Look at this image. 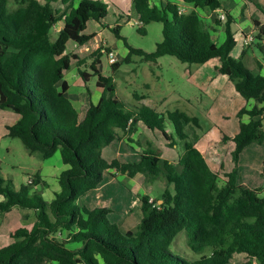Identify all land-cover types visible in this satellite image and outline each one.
<instances>
[{
    "label": "trees",
    "instance_id": "obj_1",
    "mask_svg": "<svg viewBox=\"0 0 264 264\" xmlns=\"http://www.w3.org/2000/svg\"><path fill=\"white\" fill-rule=\"evenodd\" d=\"M132 2L143 23L137 32L144 35L146 25L161 23L162 40L152 53H145L127 44L120 25L107 27L127 50L122 62L110 64L111 71L129 63L132 55L146 62L169 55L195 65L215 60V73L227 77L246 101L236 112L238 132L220 138L224 145L233 143L230 171H225L223 161L218 171L211 170L196 147L197 118L179 110L158 112L141 103L145 95L136 93L137 104L126 105L117 95L113 77L101 74L102 48L90 54V63L66 52L69 42L84 46L94 37L85 33L90 21L103 26L106 3L0 0V110L19 116L6 128V137L18 139L29 154L43 160L58 153L66 167L57 177L58 190L50 201L30 193L26 186L13 191L10 182L0 176V217L13 208L34 217L29 226L10 231L11 243L0 247V264H264V185L248 187L241 182L238 169L243 150L264 142V75H253L240 59L232 57L234 20L227 11L223 22L216 21L223 26V42L217 45L212 40L201 14L223 9L222 0ZM179 2L188 10L179 13ZM58 4L60 7L54 8ZM252 24L256 35L246 47L257 50L264 60V22L252 18ZM71 61H75L84 84L95 77V86L101 90L82 118L64 95L68 84L63 75ZM250 101L254 104L249 105ZM166 121L174 135L166 132ZM138 123L158 133L168 147L176 141L182 143L183 152L176 163L163 158L151 145L139 153L136 162L103 158V148L119 139L118 131L130 133ZM110 170L130 178H163L173 192L165 190L159 199L138 197L141 220L135 229L124 233L110 220V207L90 209L82 202ZM261 176L264 179V161ZM32 178L33 186L40 183L38 175ZM183 231L192 257L170 249ZM239 254L245 261L233 263L234 255Z\"/></svg>",
    "mask_w": 264,
    "mask_h": 264
},
{
    "label": "rangeland",
    "instance_id": "obj_2",
    "mask_svg": "<svg viewBox=\"0 0 264 264\" xmlns=\"http://www.w3.org/2000/svg\"><path fill=\"white\" fill-rule=\"evenodd\" d=\"M106 4L108 5V13L105 20L103 21L104 30L101 34H96V36H94V38L84 46H78L75 50L76 53H78L80 57L86 59V63H90L92 58L89 57V54L94 49H96L101 43H103L99 46L100 48H103L102 52L104 54L101 57V74L103 76L113 77V80L117 86V95L126 105L132 107L133 105L137 104L135 98L133 97V93H136L137 95H145L146 98L142 100L141 103H144L146 106L156 109V111H160L163 113L174 110H180L186 113H190L199 120L204 132L209 130L210 135H216L217 133L212 127V121H214V117L212 118L211 115L209 116V113H212L213 116H215L216 113L212 112L211 110H215L218 108L213 103L211 96L215 93V91H212L211 89L210 92L207 80H202L201 82L204 88H198V86H196L190 80V78L193 79V74L195 73V70L200 69L203 70L206 74L209 73V71H211L210 65H195L181 63L175 57L169 55L159 57L155 61V63L146 62L142 59V57L132 55L129 63H122V65L116 72H112L107 57L108 51L104 44H107L108 46L113 48L115 50L116 57L118 58L125 56L124 51L126 49L123 43L119 41L114 36V34L107 29V27H113L116 24L120 25V35L125 39V41L130 47L142 50L145 53H152L155 50L156 44L160 43L162 40V25L161 23L152 22L144 27V35H142L137 32L138 26L130 24L127 21V14L132 11L131 0H107ZM59 7L60 5L58 4L55 5L54 8ZM116 7H123V14L121 12H117ZM201 16H203L204 23L206 24L207 28L211 31L212 28H214L215 26L214 20L216 18H218L222 22L225 20L220 19L221 16H223L222 12L220 14V17H216L214 13L207 11L202 13ZM133 19L135 22L136 18L133 17ZM96 29H98L97 23L90 21L87 25V33L94 30L98 31ZM58 30L59 27L54 28V30L52 31V37H55L56 31ZM213 36L216 37V33L213 32ZM243 46L246 47L245 43ZM72 47V43H69L67 45V51H71L70 49ZM238 50L239 48L237 46L232 52V57L235 59H237L238 57ZM253 51L256 56H259L257 50L253 49ZM248 54L251 55L252 53L248 52ZM246 58H253V56H247ZM117 60H119L118 62H122L123 58H119ZM246 62L251 68H255L253 60L250 59ZM156 63L158 64L156 65ZM86 70L88 72H91L88 68ZM73 72H76L75 61H71L70 69L64 74L69 83V77L72 76ZM254 72L256 71L254 70ZM95 80V77H91L85 84L86 88L89 89L92 93L96 91ZM82 103L83 109L81 110V115L83 116L87 101L85 100ZM222 113L224 112L220 111L219 115H221ZM165 125L166 132L168 134L173 133V127L168 121H166ZM137 139L141 142L142 148L146 147L145 141H151L149 140V138L145 137L144 133ZM206 145L207 150L210 153L214 154V158L215 160H217L218 163H220V161H223L225 169H229L232 167L230 159L231 151L228 147H218L217 141H214L213 139L207 140ZM176 146L177 147L174 148V150L170 149L171 151H169L172 153V155L175 154L177 159V155L179 156L183 152V145L180 141H176ZM114 147L115 145L112 147L113 151L119 152V145L117 144V147ZM5 148H8L9 151L6 152ZM254 148L255 145L249 146V149L245 151V155L240 161L242 166V170L240 171L241 178L243 181H247L250 186H255L256 184H259V178H261L259 170L260 168H262V163L264 161V147L261 148V150L259 151H254ZM107 152V149H103L104 158L106 160H109V158H112L113 155H110V157L108 158ZM120 152L123 151L120 150ZM59 158V154L57 153V155H55L50 162L53 163ZM43 162L44 161L39 157V155L29 154L24 149L23 145L18 139L7 138L3 142V145L0 146V176L4 180L10 182L11 189L13 191H19L21 188L25 187L27 176L37 174L38 171L41 170ZM105 176L106 178H108L107 173H105ZM117 182L122 186L123 184H125V187L127 186L128 188H130L133 192H135V194H138V196H140L139 194L146 193L152 199L161 198V195L164 193L165 190L167 192H173V187L167 186L163 178H157L156 180H153L145 178L142 175H137L134 179L131 180L127 178H119ZM37 190L39 193H42L47 198V200H50V198L52 199L51 188H49V186L42 187L40 189L38 188ZM108 195L109 197L113 196L111 192H109ZM121 198L119 200L120 203ZM124 199L126 200L127 198L124 197ZM95 200H97L96 202L99 205L102 204V199L99 200L97 195L95 196ZM157 201H160L161 203V199ZM124 203H126V201H124ZM125 206L126 204L119 205L117 206V210L120 209V211L123 212ZM128 216L132 218V221H126L123 223H129V227L135 229L138 224H134V220L138 219V222L136 223H139V219L141 218L140 209ZM122 218L123 217L121 215V220ZM110 219L112 221L114 220V217H111ZM33 221L34 217L31 214H27L25 212H21L19 210L14 209V211H12L11 213L0 217V228L2 230H13L17 226H29L33 223ZM116 223L117 225H119L118 222ZM119 227L122 230L126 229L124 226L119 225ZM185 242L186 233L183 231L177 236L170 249L173 252H176L184 257L194 256L190 249L186 246ZM244 261L245 256L241 254L234 255L233 263ZM253 264H255V262Z\"/></svg>",
    "mask_w": 264,
    "mask_h": 264
},
{
    "label": "crops",
    "instance_id": "obj_3",
    "mask_svg": "<svg viewBox=\"0 0 264 264\" xmlns=\"http://www.w3.org/2000/svg\"><path fill=\"white\" fill-rule=\"evenodd\" d=\"M101 1L104 3H107V0H101ZM116 1H122V0H116ZM222 3H223V5H222L223 9H217L215 11H211V13H214L216 15V17H218V16L220 17L221 12L223 14H225L224 11H227V13L232 16L234 22L231 25V30L234 33V38L236 40L235 47L238 46V48H239L238 53H237V55H238L237 59H240L243 63L245 62L244 65L251 71V73L253 75H261V76L264 75V60H262L259 56H256L254 54L253 48L243 46L244 41L246 39L254 38V36L256 35V30L254 29L253 24H252V18L256 19L260 23L264 22V14H263V12H264V0H250L249 2L244 1V0H222ZM179 5H180L182 10H185V9L188 10V8L187 7L185 8V6H183L182 3L179 2ZM131 7H132V11L127 14V21L130 24H133V22H134L133 17L137 19L138 15L135 13L133 2L131 4ZM116 11L121 12L123 14V7H116ZM133 14H134V16H133ZM105 18L102 20V23H101L102 25L104 24L103 21L105 20ZM216 21H219V19L216 18L214 20L215 26H214V28H212V31L211 30H209V31L212 34V40L213 41L215 40L216 44L219 45L224 40V32H223L222 24L217 25ZM97 25H98V29H96V30H98V31L94 30V31L87 33V29H86L85 33L86 34H93L94 36H96V34H98V33L101 34L102 31L104 30V27H103L104 25L101 26L98 23H97ZM213 32L216 33V35H217L216 37L213 36ZM215 41H214V43H215ZM69 43H71V42H69ZM101 44H103V43H101ZM104 45L106 46L107 49L110 50L108 52H113L115 54V50L113 48H111L107 44H104ZM72 46L73 47L70 49L71 51L66 50V52L67 53H74L79 58L84 59L83 57H80L78 55V53H76V51H75L78 46L73 44V43H72ZM235 47H234V49H235ZM96 49H94V50H96ZM233 50H232V52H233ZM124 52H125V56H126L127 50H125ZM232 52H231V55H232ZM248 52H251L252 54L250 55V54H248ZM90 54H89V57H90ZM247 56H253V58H246ZM115 57H116V54H115ZM124 57L122 56L119 58H124ZM119 58L116 57V62L119 61V60H117ZM250 59L254 61L255 68H251L248 65V63L246 62L247 60H250ZM157 64L158 63H156V65ZM216 64L217 63L215 60H212V61L205 63L204 65H210L211 71H209V73L206 74V73H204L203 70L198 69V70H195V73L193 74V79L190 78V80L196 86H198V88L199 87L204 88L202 86L203 84L201 82H202V80H207V84H209L210 92H211V89H212V91L213 90L215 91V93L212 94L211 96H212L213 103L218 108L215 110H211L212 112L216 113L215 116H213L212 113H209V116L211 115L212 118L214 117V121H212V127L215 129L217 134L216 135H212V134L210 135L209 130L204 132L202 125L200 124L199 120L197 119L198 124L200 126V129L198 130L199 140L197 141V144H196V147L202 153V155L205 158V160L207 161L209 167L213 171H218L217 168H219V163L217 162V160H215L214 154L210 153L207 150V147H206L207 146L206 145L207 140L213 139L214 141H217L218 147L221 148V146L222 147L226 146L229 148L230 151H232L233 150V143L228 142L227 144L224 145L221 143L220 138H221L222 134H226L227 136L232 137L238 132L239 121L236 118V112L241 107L246 105V101L238 93H236V91L234 90L233 84L227 79V77H225L223 75H218L215 73L214 67ZM201 67H203V66H201ZM253 69L256 72H254ZM65 72H64V74H65ZM74 74H75V76H74ZM63 78L68 84V90L65 92L64 95L67 99L70 100V102L74 106L75 110L78 112L79 117L82 118L84 116V114H83V116L81 115V110L83 109V107H82L83 103L82 102L85 100L87 101V104L85 106V110H86L90 101L95 103L98 100V98L101 94V90L96 88L95 92H93V93L90 92V90L86 88L85 84L83 82H81V79L79 78V75L77 73V68H76V72L75 73L73 72L72 76L69 77L70 83L66 79L65 75H63ZM248 104L253 105L254 102L250 101ZM85 110H84V113H85ZM220 111H223L224 113L219 115ZM158 112H160V111H158ZM182 112H184V111H182ZM161 113H163V112H161ZM186 114L190 117H195L190 113H186ZM216 118H218V119H216ZM18 119H19V116L17 114H15L11 111L0 110V146H2L3 142L8 138V137H6V132H7L6 128L14 125L18 121ZM242 120L244 122H246L247 118L244 117ZM261 121H262V126L264 129V116L261 117ZM143 133H144L146 138H149V140H151L150 142L145 141V145H146L145 148L141 147L142 144L137 139L138 137L142 136ZM118 136H119V139L118 140L116 139L115 141H113L111 143L112 145L110 144L111 146L109 145V146L103 148V149L108 150V152H107L108 158L110 157V155H113V157L109 158V160H107V161H111L112 159H118L122 162H136L139 160V153L148 149L150 145H151L150 147L152 149L160 150L162 152L163 158L169 160L170 162L176 163L178 160V155H177V159H176V155L175 154L172 155V153L170 152L171 151L170 149L174 150V148H176L177 146L173 145V147H168L165 140L158 133L152 132V131L146 129L144 127V125L141 123H138V125L130 133L125 134L122 131H118ZM117 144L119 145L120 150L123 151L124 153L120 152V150H119V152L113 151L112 147L115 145L114 148H116ZM251 145H255L254 151H259V150H261V148L264 147V142L260 145H258V144H251ZM251 145H249V146H251ZM249 146L243 150V152L241 153V155L239 157V162H238L239 176H240L241 182L244 183L245 185H247L248 183L245 180H244L245 181L244 182L241 178L240 171L242 170V166H241L240 161L243 159V157L245 155V151L249 149ZM5 151L8 152L9 149L5 148ZM55 155H57V154H55ZM102 156H103V150H102ZM53 157L46 159V160L42 159L44 161L42 168H41V170L38 171L37 174H35L41 178L39 184H37L35 186L25 184V186L29 188L30 193H36V194L42 196L45 200H47V198L42 193H39L37 189L49 186V188H51V194H52V198H53V193L58 190L57 177L61 174V172L63 170L66 169V167L61 163L60 158L58 160H55L53 163H51L50 161ZM219 157H220V155H219ZM103 158H104V156H103ZM230 169L231 168L225 169V171H230ZM262 170H263V163H262V168H260V170H259V174L261 177V178H259L260 179L259 184H256L255 186H250L248 184L247 185L248 187L257 188V187H261L264 185V179L261 176ZM108 172H112L113 176L109 175ZM108 172H105V173H107L108 178H106L105 173H104V178H103V181L101 182V184L95 190L88 193L82 199V202L88 208H90V209L94 208L95 206L99 205L96 202L97 200H95V196L97 195L99 200L102 199L101 201H102L103 206H108L113 210V213H111L109 215V218L114 217V220H112L113 223L118 222V224L120 226H124L126 229L122 230L118 225L119 229L125 233L129 230H133V228L129 227V223H123V222L132 221V218L129 217L128 215L133 214L138 209H140V203H139L138 197L144 196L147 194L142 193V194H139L140 196H138V194H135V192H133L130 188H128L127 186L125 187V184H123V186H122L121 184H119L117 182V180L119 178H127V179L131 180V179H134L137 175L130 178L126 175H121L116 171L110 170ZM32 176H27V178L28 177L32 178ZM109 192H111V194L113 196L109 197V195H108ZM117 196H119V197H117ZM124 197L127 199L125 200ZM120 198H121V203L119 202ZM50 200H51V198H50ZM50 200H47V201H50ZM124 201H126V203H124ZM157 202L160 203V201H157ZM102 204H100V205H102ZM123 204H126V206L124 207L125 209H123V212L120 211V209L117 210V206L123 205ZM14 209H16V208H13L9 213L14 211ZM16 210H18V209H16ZM9 213H7V214H9ZM7 214H5V215H7ZM28 214H30V213H28ZM5 215H3V216H5ZM121 215L123 217L122 220H121ZM117 217H118V219H117ZM141 217H142V215H141ZM139 220H141V218ZM119 222H121V223H119ZM134 222H135L134 224H139V223H136V222H138V219H135ZM10 231L11 230H9V229L2 230L0 228V247L6 246L9 243H11V239L9 237ZM100 264H103V263L100 261Z\"/></svg>",
    "mask_w": 264,
    "mask_h": 264
},
{
    "label": "built area",
    "instance_id": "obj_4",
    "mask_svg": "<svg viewBox=\"0 0 264 264\" xmlns=\"http://www.w3.org/2000/svg\"><path fill=\"white\" fill-rule=\"evenodd\" d=\"M183 11H185V10H182V9L180 8L179 13H181V12H183ZM220 19H225L224 14H223V16H221ZM133 24L136 25V26H138V27L143 26V23L139 20V18H137V19L135 20V22H133ZM251 41H252V38H248V39H246V40L244 41V43H245V45H247V44L250 43ZM107 57H108V62H109L110 64H113V63L116 62V57H115V54H114L113 52H108ZM263 116H264V114H263ZM26 184H27V185H32V184H33V179H32L31 177H28L27 180H26Z\"/></svg>",
    "mask_w": 264,
    "mask_h": 264
}]
</instances>
